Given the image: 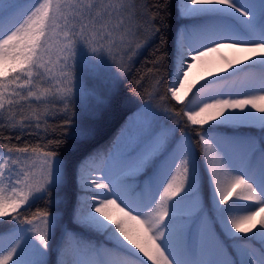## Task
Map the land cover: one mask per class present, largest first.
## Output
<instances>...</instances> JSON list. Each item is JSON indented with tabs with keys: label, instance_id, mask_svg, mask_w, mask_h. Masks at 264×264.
I'll use <instances>...</instances> for the list:
<instances>
[{
	"label": "snow or ice",
	"instance_id": "snow-or-ice-1",
	"mask_svg": "<svg viewBox=\"0 0 264 264\" xmlns=\"http://www.w3.org/2000/svg\"><path fill=\"white\" fill-rule=\"evenodd\" d=\"M25 4L28 6L20 11ZM135 7L134 3L124 0H117L115 4L82 3L81 0H0V29L6 19L9 21L7 29L0 30V110L9 106L6 109L7 124L17 130L11 106L18 101L13 97L22 100L35 98L37 101L47 98L49 103L63 104L67 111L68 105L83 87L98 103H105L108 97L102 90L104 85L89 89L87 85H81L77 78L78 57L85 62L89 60L86 51L83 54L78 51L77 41L87 45V51L93 54L100 41H108L109 50L119 43L131 58L141 45L136 43L133 46V41L126 39L135 34L125 27L124 18L128 13L130 22L135 15L130 10ZM96 8L100 10L94 11ZM177 8L183 18L205 16L215 23L200 29L199 40L195 42L188 28L178 31L175 78L169 87L171 98L175 101L182 103L184 96L191 91L190 85L184 91L191 69L210 53H217L225 47L224 41H231L228 47L249 55L225 60L221 71L231 68L233 72L230 75L243 72L245 68L234 66L245 61L252 62L246 67L259 64L264 68V2L257 10L250 0H178ZM54 44L59 54L55 64L49 55ZM239 45L250 46L237 47ZM258 52L261 58L253 59ZM189 59L195 63H188ZM124 71V67L120 66L119 72L122 74ZM34 76L38 81L47 78L54 84L41 89L39 83L33 82ZM22 78L23 83L18 84ZM224 79L227 77L219 78ZM217 83L218 80H210L201 85L197 95ZM11 85L28 86L26 94L15 88L9 91ZM246 86L249 91L243 94V98L213 97L211 103H203L199 110H194L191 102L182 109L187 124L203 126L215 122L197 132L198 140L202 142L199 153L187 130L181 132L174 125L162 124L160 114L151 105H145L141 127L136 131L125 130L128 139L125 151L120 152L117 145L116 151L106 152L103 157L99 153L91 157L99 167H92L83 161L78 166V179L83 182L82 188L90 193L88 213L81 217L77 210L78 222L95 231L110 234L119 241L117 248L126 257L119 264H148V261L151 264H264V137L257 147L254 137L220 140L210 135L229 123L244 126L241 122L254 118L253 109L264 114V73L258 83L249 81ZM217 95L232 93L222 91ZM36 119L39 120V117ZM4 123L5 120L0 119V125ZM35 127L40 125L37 123ZM258 127L264 133V115L259 117ZM18 130L27 134L30 127L25 128L21 124ZM177 132L180 134L177 135ZM77 134L87 138L89 130L81 128ZM230 145H236L242 151H229ZM201 155L206 161L211 197L215 201L213 219L218 223L222 221V235L219 237L211 236L207 225H202V241L210 246L222 245L232 257L228 260L181 259L174 243L175 209L185 200L199 196ZM158 161L163 167L157 168L159 179L158 183L153 181L155 191L147 199L141 193L137 200H133L122 190L121 177L130 179L129 173L147 169ZM67 171V162L55 150L45 151L40 146L9 147L8 144L0 148V218L10 217L12 221L8 242L0 247V264H49L43 257L48 254L49 240L56 226L55 217L47 210L37 212L34 219H40L43 226L34 227L33 219L22 218L20 209L27 212L36 201L50 196L63 185ZM84 171L87 175L83 174ZM94 171L101 175L93 178ZM6 181L7 187L4 186ZM233 196L236 199L230 204ZM126 208L131 211H125ZM115 210L122 213V218L114 215ZM242 211L247 214L237 215ZM133 212L136 214L133 215ZM202 213L201 209L200 215ZM230 213L233 215L230 216ZM129 222H135L138 227L130 228ZM250 233L251 236L248 235ZM257 238L258 252L250 246V242ZM84 247L88 255L95 251L96 256H100L99 251L90 245ZM29 248L38 258L20 259L21 253ZM64 264L107 262L102 258H77Z\"/></svg>",
	"mask_w": 264,
	"mask_h": 264
},
{
	"label": "trees",
	"instance_id": "trees-1",
	"mask_svg": "<svg viewBox=\"0 0 264 264\" xmlns=\"http://www.w3.org/2000/svg\"><path fill=\"white\" fill-rule=\"evenodd\" d=\"M128 3L136 5L135 9L130 10L135 13L131 21L128 20V13L124 18L125 27L130 28L135 34L126 39H131L133 46L136 43L141 45L136 55L129 58L126 49L119 43L109 50L106 40L99 42L97 51L93 54L87 51V45L80 40L77 41L78 51L82 54L86 51L89 57L87 62L78 57L79 63L75 69L77 78L81 85H87L89 89L104 85L102 90L108 97L105 103H98L83 87L77 98H74L68 105L67 111L63 104L49 103L47 98L37 101L35 98L22 100L20 97H13L18 101L17 104L11 106L17 130H13L7 124L6 109L9 106L6 105L5 110H0V119L5 120V123L0 125V148L4 144H8L9 147L40 146L45 151L55 150L68 164L66 179L61 187L43 200L36 201L28 207L27 212L23 208L20 209L21 217L33 219L34 227L43 226L40 219H34L37 212L47 210L55 217L56 226L51 233L48 254L43 257L49 264H64L65 261L77 258H102L107 264H119L121 260L126 259L124 253L117 248L119 241H116L115 237L95 231L78 222L77 210L81 217L88 213L90 193L82 188L83 182L78 179L77 168L82 161L92 167H99L98 163L92 162L91 157L97 153L103 157L106 152L116 151L117 145H119L120 152L125 151L128 139L123 131L137 111L145 117V105H151L160 114L162 124L174 125L181 132L187 130L198 153L202 142L198 140L197 132L201 130V127L207 129L210 126L185 123L186 115L182 111L185 104L171 98L169 91L170 84L175 78L177 33L182 25L192 23L194 19L181 17L177 8L178 0H130ZM8 23L6 19L0 30H6ZM97 40L99 41V36ZM49 55L55 64L59 55L55 44ZM120 66L125 69L122 74L119 72ZM32 79L34 83H39L41 89H47L54 84V81L50 82L47 78L38 81L34 76ZM22 83L23 78L18 84ZM12 88L26 94L28 86L21 88L11 85L9 91ZM37 116L39 120L36 119ZM143 120L136 124L132 123L129 129L136 131L141 127ZM37 123L40 125L39 128L35 127ZM21 124L25 128L30 127L27 134L18 130ZM81 128L89 130L87 138L77 134V130ZM216 130L253 135L258 138V141L263 137L259 127L252 125L231 126L227 124ZM179 134L180 132H177V135ZM158 166L162 168L163 164L158 161L157 164L147 169L129 173L130 179L121 177L122 190L127 191L133 200H137L144 192H147V198H149L150 193L155 191L153 181L158 183L159 177L156 175ZM83 174L87 175V171ZM99 174L100 172L94 171L92 177L96 178ZM199 176V196L190 199L196 201L197 205L193 208L189 205L183 207L182 202L175 209L176 238L174 243L180 258L185 260H196L201 222L205 221L208 224L211 236L222 235L221 227L213 219L215 215L209 174L202 155L199 160ZM4 186L7 187V181ZM7 194L10 195V193ZM201 209L203 210L202 215H200ZM125 211H131V209L126 208ZM135 214L133 212V215ZM114 215L118 219L122 218V213L118 210H115ZM0 220L4 221L0 223V232H9L12 229L11 218L5 217ZM129 227L135 229L138 226L135 222H129ZM88 240L95 241L91 248L99 251V257L96 256L95 251L91 255L87 252L79 253L81 246ZM212 247L216 251L222 250L225 260L232 258L222 245ZM37 258L30 248L22 252L20 257L22 260ZM144 259L147 260L146 257ZM148 264H151V261H148Z\"/></svg>",
	"mask_w": 264,
	"mask_h": 264
},
{
	"label": "rangeland",
	"instance_id": "rangeland-1",
	"mask_svg": "<svg viewBox=\"0 0 264 264\" xmlns=\"http://www.w3.org/2000/svg\"><path fill=\"white\" fill-rule=\"evenodd\" d=\"M130 0H124V2H129ZM82 3H93V4H107V3H117V0H81ZM251 3L255 4L257 6V10L259 8V5L261 2H264V0H250ZM28 5H23V7L20 9V11H23L24 7H27ZM99 8L94 9V11H99ZM193 19H198V21L188 24L187 26L182 27L188 28L191 31V39L195 42L199 40V30L210 26L215 23V21L211 20L208 17L201 16L196 17ZM181 29V30H182ZM225 47L221 48L219 52L217 53H210L207 57H204L203 60L200 63H197V66L193 69H191V74L188 78V84L185 86V90L187 91L188 86H191V91L187 93L186 96H184V100L182 103L185 104V107L190 104L194 108V110H199V107L203 106V103H211L212 98L215 97L217 99H235V98H243V94L248 92L249 89L246 86L249 81L257 82L259 81V78L262 73H264V68H261L259 64L254 65L253 67H246L247 64H251V61H245L243 64L235 65L236 68H245V71L239 72L235 75H230V73L233 72V69L226 68L225 71H221V68L225 67V60H231L235 59L237 57L243 58L246 55V53L238 52L236 48L228 47L227 45L232 43L231 41H224ZM250 45H239L237 47H245ZM224 58V59H221ZM261 58V54L258 52L255 54L253 59L259 60ZM188 63H195V61H191L190 59L187 61ZM187 70V69H185ZM220 77H227V79L219 80ZM210 80H218L217 84L211 85L207 88H205L203 91H201L197 95V90L201 88V85H205ZM227 92L232 93V95H217L219 92ZM183 95V92H181ZM239 94V95H238ZM259 94V93H257ZM254 113V118H249L246 121L241 122L243 125H256L258 127L259 125V117L261 114L255 109L252 110ZM144 117H142L139 113L135 116V119L133 120L134 123H139L142 121ZM215 122H210V125ZM228 125L233 126L231 123ZM210 135H213L217 137L220 140H234L239 139L241 137H254V136H246V135H240V134H229L221 131H213L210 133ZM257 141V147L258 146V140L256 137H254ZM229 151H232L234 153H239L242 151V149L238 148L236 145H230ZM208 169V168H207ZM209 172V171H208ZM223 178V177H222ZM123 189V188H122ZM239 191V190H238ZM127 193V191H125ZM144 198L147 199V192H144L143 194ZM236 199L235 196H233L229 203H232V200ZM241 203H248V202H241ZM213 209L215 207V201L212 199ZM190 208L195 207L197 204H195V201L185 200L182 204L183 207ZM223 206V205H221ZM214 213V211H213ZM246 211H242L237 213V215H246ZM215 215V213H214ZM230 216L233 214H229ZM260 219L261 217H257ZM219 226H221L222 221L218 223ZM203 225V223H202ZM259 228V225H257V229ZM234 231V230H233ZM256 231V230H254ZM243 235V234H238ZM251 236V233L248 234ZM8 242V233H1L0 234V247H3L4 244ZM250 246L254 249L259 251V243L258 238L256 241L250 242ZM210 245L204 244L202 241V236H199V240L197 242V248L200 252H202L206 257H217L219 259L223 258L222 254L216 255L215 250L213 248H210ZM213 254H209L212 253ZM215 252V253H214ZM198 253L197 257L199 260H202L203 254ZM2 255V253H0Z\"/></svg>",
	"mask_w": 264,
	"mask_h": 264
}]
</instances>
